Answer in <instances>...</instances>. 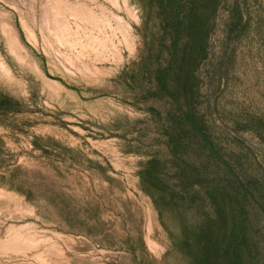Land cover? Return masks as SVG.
Segmentation results:
<instances>
[{"label":"rangeland","instance_id":"obj_1","mask_svg":"<svg viewBox=\"0 0 264 264\" xmlns=\"http://www.w3.org/2000/svg\"><path fill=\"white\" fill-rule=\"evenodd\" d=\"M159 15L149 0H0V264H189L137 175L148 110L169 109L131 89L157 50L167 58ZM204 15L203 49L185 61L197 111L257 175L264 0H216Z\"/></svg>","mask_w":264,"mask_h":264},{"label":"trees","instance_id":"obj_2","mask_svg":"<svg viewBox=\"0 0 264 264\" xmlns=\"http://www.w3.org/2000/svg\"><path fill=\"white\" fill-rule=\"evenodd\" d=\"M149 3L168 37L167 58L157 50L149 78H135L131 89L169 109L148 110L156 124L141 131L150 149L137 172L141 188L189 264H264V168L252 175L242 155L214 138L197 111L196 78L185 72L186 51L203 49L204 11L216 0ZM249 125L264 138L263 120Z\"/></svg>","mask_w":264,"mask_h":264},{"label":"bare ground","instance_id":"obj_3","mask_svg":"<svg viewBox=\"0 0 264 264\" xmlns=\"http://www.w3.org/2000/svg\"><path fill=\"white\" fill-rule=\"evenodd\" d=\"M56 26H57V24H56ZM127 37H128V36H127ZM10 43H11L12 48H14V47L16 48V44H15V42L13 41L12 38H10ZM13 241H15V240H11V241H10L9 243H7L6 245L9 246L10 248L14 247V249H17V247H15L16 244H15Z\"/></svg>","mask_w":264,"mask_h":264},{"label":"crops","instance_id":"obj_4","mask_svg":"<svg viewBox=\"0 0 264 264\" xmlns=\"http://www.w3.org/2000/svg\"><path fill=\"white\" fill-rule=\"evenodd\" d=\"M9 243V242H8Z\"/></svg>","mask_w":264,"mask_h":264}]
</instances>
